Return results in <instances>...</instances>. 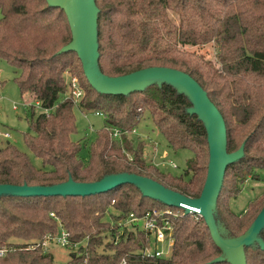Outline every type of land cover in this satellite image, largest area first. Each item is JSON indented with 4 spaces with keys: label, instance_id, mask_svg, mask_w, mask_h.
Here are the masks:
<instances>
[{
    "label": "trees",
    "instance_id": "trees-1",
    "mask_svg": "<svg viewBox=\"0 0 264 264\" xmlns=\"http://www.w3.org/2000/svg\"><path fill=\"white\" fill-rule=\"evenodd\" d=\"M94 3L97 65L103 74L118 76L149 66L188 73L222 114L227 151L243 146V156L227 165L213 213L222 238L240 235L264 205L263 190L242 213L231 208L247 177L259 179L264 169V0ZM0 14V59L17 69L14 80L20 93L30 94L40 105L30 114L31 132L23 133V141L42 162V167H35L25 152L8 142L0 149V183L49 186L69 178L94 182L127 172L187 197L200 195L209 160L207 134L199 116L188 111L192 102L185 93L168 82H153L128 94L98 93L86 80L76 53L59 52L71 39L62 9L45 0H0ZM207 44L216 48L213 57L198 51ZM72 54L83 97L85 90L89 97L77 104L64 97L68 90L64 73L73 66L68 58ZM76 105L82 112L99 111L104 117V127L90 143L86 159L80 155L81 141L72 139ZM145 111L170 149L190 151L181 175L158 169L144 156L145 142L131 136ZM114 129L120 131L117 137L112 136ZM246 129L239 143L237 133ZM154 207L167 205L144 196L130 183L89 196L2 194L0 264H62L40 245L60 226L71 243L79 242L78 253L71 254L75 264H207L219 255L203 218L188 216L171 219L173 243L165 257L141 256L146 239L140 229H125L116 243L112 241L120 217ZM259 237L264 242V226ZM244 251L247 264H264V250L257 242Z\"/></svg>",
    "mask_w": 264,
    "mask_h": 264
},
{
    "label": "water",
    "instance_id": "water-1",
    "mask_svg": "<svg viewBox=\"0 0 264 264\" xmlns=\"http://www.w3.org/2000/svg\"><path fill=\"white\" fill-rule=\"evenodd\" d=\"M45 1L49 6L62 9L68 20L71 39L59 52L73 51L76 53L86 80L98 93L128 94L134 90H142L153 83V79H158V84L168 82L177 86L179 88L177 90L189 97L192 106L188 111L196 113L206 129L209 148L206 178L200 195L196 198L184 196L151 178L127 172L106 175L94 182H75L69 178L65 182L49 186L0 183V195L89 196L106 192L118 185L134 184L144 196L168 206L178 207L180 203H186L200 208V215L209 230L212 242L219 251V255L207 264L218 262L247 264L245 247L257 242L264 250V242L259 237V232L264 226V205L240 235L233 238H222L219 235L213 216L215 201L221 191L227 165L243 156V146L233 152L227 151L224 118L204 89L188 73L171 67L149 66L118 76L103 74L97 65L99 57L96 34L98 9L94 0ZM148 80L151 81L147 82Z\"/></svg>",
    "mask_w": 264,
    "mask_h": 264
},
{
    "label": "rangeland",
    "instance_id": "rangeland-1",
    "mask_svg": "<svg viewBox=\"0 0 264 264\" xmlns=\"http://www.w3.org/2000/svg\"><path fill=\"white\" fill-rule=\"evenodd\" d=\"M261 7L264 10V6ZM198 51L206 57H213L216 48L212 44H207L200 47ZM68 58L73 60V66L70 67L71 69L68 68L69 71H65V80L67 81L69 73L77 76L80 82L81 76L78 62L73 54L68 55ZM16 73L17 69L11 66L7 61L0 59V131L9 132L8 138H0V149H4L5 144L9 142L18 150L25 152L30 157L34 166L40 168L42 167L41 160L32 154L23 141V133L31 132L28 121L30 114L32 110L38 112V110H40V105L32 99L30 94L20 93L17 83L14 80ZM150 81L151 80H148L147 82ZM157 81L159 80L153 79V82L157 83ZM175 87L179 89L177 86ZM64 97H71L68 90L65 92ZM82 98L77 100L73 99L74 103L77 104L81 99L83 101L88 100L89 97L86 90L85 96ZM26 100L28 102H25ZM73 114L76 131L72 134V139L81 141L82 148L80 155L83 159H86L88 157L90 143L95 139L96 133L104 127V117L102 114H97V111L82 112L77 105L73 108ZM232 127L234 128V126ZM135 130L134 133H131V136L134 138V141L142 140L145 142L144 156L145 158L147 157V160L152 161V163L162 171L173 175H181L186 166L187 159L191 156L189 150L180 149L174 151L170 149L167 146L164 136L155 128V125L146 111ZM247 131V129L239 130L235 140L240 143ZM259 176V179L247 177L243 182L241 193L236 199L231 201V208L235 213H242L247 207L248 202L264 190V169L259 171ZM159 208L160 207H154L150 210ZM162 209H166V207ZM51 214L52 213H50V215ZM104 240L106 239H103L105 243ZM40 245L43 250L52 252L55 262L75 264L71 262L72 258H74L71 254L78 253L79 242L71 244L70 246H62L56 243V240L50 242L44 238Z\"/></svg>",
    "mask_w": 264,
    "mask_h": 264
},
{
    "label": "built area",
    "instance_id": "built-area-1",
    "mask_svg": "<svg viewBox=\"0 0 264 264\" xmlns=\"http://www.w3.org/2000/svg\"><path fill=\"white\" fill-rule=\"evenodd\" d=\"M67 86L70 96L77 100L83 97L84 89L82 88L79 79L75 75L68 73ZM38 103V102H37ZM101 115V112L97 111ZM136 130L133 129L132 133ZM120 131L114 129L112 132L113 137H117ZM9 132L0 131V138H8ZM173 164V163H172ZM200 208L194 207L186 203H180L178 207L168 206L166 209H147L146 211L138 214L136 212H129L124 214L115 222V234L112 241L116 243L123 232V230L140 229L144 232L146 245L141 250V256L144 258H156L168 256L171 252L173 243L172 238V222L171 219L188 216L193 219L202 218L200 215ZM53 214V213H52ZM51 214V215H52ZM46 240H56V243L62 246H70L69 233L60 226L59 232L49 234L45 237ZM4 250L0 249V255H3Z\"/></svg>",
    "mask_w": 264,
    "mask_h": 264
},
{
    "label": "crops",
    "instance_id": "crops-1",
    "mask_svg": "<svg viewBox=\"0 0 264 264\" xmlns=\"http://www.w3.org/2000/svg\"><path fill=\"white\" fill-rule=\"evenodd\" d=\"M1 85V84H0ZM25 102H28L27 100Z\"/></svg>",
    "mask_w": 264,
    "mask_h": 264
}]
</instances>
